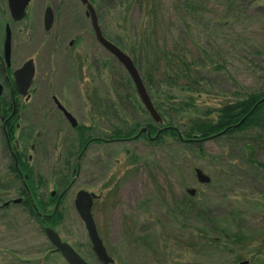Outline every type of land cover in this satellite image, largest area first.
<instances>
[{"label":"rangeland","instance_id":"rangeland-1","mask_svg":"<svg viewBox=\"0 0 264 264\" xmlns=\"http://www.w3.org/2000/svg\"><path fill=\"white\" fill-rule=\"evenodd\" d=\"M45 1L33 0L27 10L28 17L33 19L19 23L12 21L9 9L0 10V55H4L6 26H10L14 55L11 77L29 58L34 60L37 71L32 85L35 93L29 102L22 101L27 113L20 121L21 131H16V134L33 137L34 140L27 143V147L22 144L20 150H26L35 173L46 176L44 193L51 196L52 192L60 190L56 175L61 177L64 164L72 159L70 152L74 145L77 147L75 140L78 132L73 131L60 115L61 118L56 117L54 123L57 125L63 122L60 124L63 132L58 136L53 134L49 146V120L39 110L42 103L52 106L55 105L53 97L58 98L78 120L79 125L91 127L93 134L102 138L114 126L143 125L150 116L142 104L134 105L126 97L133 92L126 80L129 75L96 41L91 21L86 18L87 10L80 0H49V7L56 11V20L49 32L45 31L42 23ZM90 1L99 16L106 38L120 43V47L128 53V49L139 39L137 31L144 24L138 7L133 5V11L128 12L129 2L120 6L118 0ZM214 2L210 4V9L223 13L220 1L217 5ZM166 15V21L173 18L169 12ZM250 15L255 16L253 11ZM34 19H37L35 24L30 22ZM262 20L258 24L254 17L245 20L235 31L228 28L221 31L213 29L204 36L213 37V45L220 43L224 37L230 38L227 33L251 38L256 35L250 34L263 29ZM187 23L193 27V34L195 31L198 35L203 33L194 20H188ZM175 28L169 25L166 29L168 32L162 30V43L167 35L164 43L171 44V32L176 38L181 34L189 49L196 52L190 33L184 35L186 28L182 25ZM256 37L264 40L263 36ZM73 40L75 44L70 45ZM228 69L235 75L240 86L250 91L264 88V83L256 79V70L245 66L238 59H231ZM149 70L146 60L142 66L139 65L142 76ZM150 73L156 76L153 70ZM158 77H155L153 89L150 88L154 100L165 99L164 92L160 96L155 93L159 88H164L156 86L161 84ZM225 87L229 88L231 94L238 91V88L223 78L215 84L210 95H204L197 103L218 107L226 101L221 94ZM9 90L5 88L4 91L7 100L10 99ZM169 91L177 93L176 89ZM120 100L125 101L124 108L120 117H114L109 109ZM104 105L110 107L106 113ZM163 105L166 106L165 103ZM169 110L174 118L179 121L181 119L180 123L190 122L191 116L180 118L176 111H171V108ZM39 137H42L44 143L42 149L37 144L41 139ZM247 140L243 136L219 139L206 143L200 150L196 147L190 149L173 140V143L170 140L171 143L164 146L151 145L144 139L112 146L94 144L80 162L81 171L65 198L63 210L66 221L55 230L63 241L85 255L90 264H101L93 253L87 230L74 206L77 193L87 191L102 196L95 202L93 214L99 234L115 264H236L238 257L242 258L239 264L244 261L264 264V170L244 161V155L245 158L247 155L239 142ZM257 157L264 163V155ZM9 162L0 127V170L5 169ZM197 169L210 177V186L199 183L195 172ZM189 190L195 191V194L189 195ZM181 202H186L187 206L188 203L192 204L195 210L204 207L212 218L225 224L227 229L236 231L237 227L239 231L245 232L244 242L230 246L228 250L209 249L211 252L206 254L202 250L209 244L202 241L203 238L209 235V238L213 237L222 246L224 241L220 239L219 233H213L208 218L195 217L192 210L190 214L187 212L188 209L181 216L176 210ZM224 220L228 222L224 223ZM29 234L32 237L29 246L25 243L15 248L18 256L29 257L31 264H67L46 235L39 236L35 228ZM146 237L148 239L145 242L150 245L143 247V242L139 240L138 243V239ZM47 254L49 261L42 259ZM16 258L17 255L0 257V264H17L20 260Z\"/></svg>","mask_w":264,"mask_h":264},{"label":"trees","instance_id":"trees-1","mask_svg":"<svg viewBox=\"0 0 264 264\" xmlns=\"http://www.w3.org/2000/svg\"><path fill=\"white\" fill-rule=\"evenodd\" d=\"M118 1L120 6L125 5V2H129L128 12L133 11V5H136L144 24L137 31L139 39L132 44L131 49H128V53L120 47V43L111 39L110 41L133 59L138 70L139 65L142 66V62L146 60L147 67L151 71L153 70L156 76L160 77H158V81L161 84L156 86L164 88H159L155 93L160 96L164 92L165 99L154 100L150 88L153 89L156 76L150 73V70L147 74L145 72L143 76L141 75L153 104L162 118V122L158 124L150 117L143 125L138 124L132 127L114 126L109 134L103 136L104 138L95 136L96 134H93L91 127L80 125L77 129L78 137L75 140L77 147L74 145L73 151L70 152L72 159L67 160L64 164L61 177L56 175L60 190L57 191L55 196H47L44 193L46 176L35 173V169L31 165V159L27 157L26 150H20L22 144H26L27 147V143H31L34 139L32 136L24 134L21 136L16 135V126L23 120V117L22 119H18L16 116L9 118L12 113H15L16 105L8 101L5 98V93H3L0 96V122H2L0 127L5 153L9 156L10 162L5 169L0 170V192L4 194L0 196V246L2 248L0 249V257L17 255L16 260H20L17 264H31V259L27 256H18L19 253L15 251V248L24 246L25 243L29 246L32 238L29 232L34 228L35 232L41 236V234H46L45 229L47 227L58 229L65 223L66 216L63 205L67 194L71 190L70 179L74 180L81 171L80 160L82 159L80 155L82 154V158H84L88 151L86 150V153L83 154L84 145L112 146L125 141L129 142L137 136L135 141L144 139L151 145L164 146L171 143L170 140H173L180 145L188 146L190 149L196 147L200 150L203 145L211 141L243 136L248 139L239 142L247 155V158L244 155V161L264 170V163L257 157L264 155V88L250 91L240 86L235 75L228 69V62L231 59H238L245 63V66H249L250 69L254 68L256 79L259 78L264 83V40H259L256 37L263 36L264 38V27L261 32L250 34L256 35L251 36V38L227 33L230 38H222L217 45L212 44L213 37L204 36L213 29L221 31L223 28H228V30L235 31L245 20L254 17L257 18L256 22L258 24L261 23L260 21L264 19V0ZM212 1H215L216 5L219 1L221 2H219V5L223 6V13L216 11V9H210ZM251 11L255 16L250 15ZM166 12H169L173 17L169 21L165 19ZM188 20H194L197 23L196 25L201 27L203 33L198 35L195 31L193 34V27L187 23ZM168 24L176 28L180 25L185 27L187 31L184 32V35L190 33L196 52L189 49L181 34L179 38H176L173 37L171 32V44L164 43L167 40V35L162 43V30L168 32L166 31L169 27ZM140 33L141 36H139ZM204 39L206 43H204ZM9 73H11L10 70ZM223 78H226L231 86L238 88V91L231 94L229 88L225 87L221 94L226 101L221 102L218 107H209L197 103L204 95H210L215 84ZM126 80L133 91L131 95L128 94L126 97L132 100L134 105L142 104L133 81L130 77H127ZM164 89L168 92L163 91ZM171 89H176L177 93L169 91ZM123 103L125 101L120 100V102L114 103L111 108L109 105H104L106 107L104 112H108L107 109L110 108L109 110L114 117H120L124 108ZM164 103L166 104L165 107ZM116 105H118V108L114 109ZM169 108H171V111H176V115L180 118L191 116L190 122L188 124L180 123L181 119L179 121V119L174 118ZM146 113L148 114L147 111ZM7 119H9L8 122H6ZM143 128H147L148 132L140 134ZM39 138L41 139L37 144L42 149L44 143L41 141L42 137ZM168 139L170 140L168 141ZM210 185L211 183L207 184V186ZM18 199H21V202L14 203ZM6 203H9V205H6ZM177 209L181 216L185 215V210L188 209L187 212L190 214L192 210L195 217H206V220L208 218L207 222L213 229V233L220 234V239L224 241L223 246L216 240L214 241L213 237L209 238V235L202 239V241L209 244L202 250L206 254L211 252L209 249L215 248L214 250L217 251L219 248H223L228 250L230 246L240 245L245 240V232L239 231L237 227L236 231L230 228L227 229L225 224L223 225L212 218L209 211H205L204 207L195 210L192 204L188 203L187 206L186 202H181L177 205ZM227 220L226 222L224 220V223H227ZM231 223L235 226L233 220H231ZM147 239L148 237L138 239V243L141 240L143 242L142 246L148 247L150 244L145 242ZM73 247L87 260L85 255L75 246ZM42 259L49 261V254ZM241 259V257H238L236 264H239Z\"/></svg>","mask_w":264,"mask_h":264},{"label":"water","instance_id":"water-1","mask_svg":"<svg viewBox=\"0 0 264 264\" xmlns=\"http://www.w3.org/2000/svg\"><path fill=\"white\" fill-rule=\"evenodd\" d=\"M31 0H9V11L11 18L14 22L22 21L26 16V9ZM82 4L87 5V17L91 21L92 30L95 35L96 41L103 47L109 54H111L126 70L129 77L133 81L137 95L143 104L145 110L148 112L152 120L158 124L162 122V118L156 110L153 101L149 95L148 89L144 84L142 76L135 65L133 59L118 47L113 42L106 39L104 36L98 14L89 0H80ZM54 11L51 7L46 12L45 16V30L51 31L54 25ZM11 39L12 32L11 27L7 26L6 29V41H5V60L8 66L11 62ZM14 80L17 85V90L20 96L28 97L29 90L32 86L35 77V64L32 59L27 61L21 68L17 69L14 74ZM3 93V86L0 82V96ZM55 102L59 109L63 112L65 118L69 121L73 128L78 126V122L75 117L67 111V109L55 98ZM148 132L147 128L140 131V134ZM197 179L201 184H209L211 179L203 173L200 169L196 170ZM191 195L195 194V191H189ZM55 195V193H53ZM97 196L87 191H80L75 197L74 206L75 209L85 225L88 233V237L92 244V249L95 256L102 264H113L114 260L109 256L106 247L99 235L97 225L93 216V206ZM21 202V199L15 200L14 203ZM9 205V203H6ZM46 236L56 252H59L68 264H90L88 263L71 245L62 241L60 235L53 228L45 229ZM241 264H249L248 262H242Z\"/></svg>","mask_w":264,"mask_h":264},{"label":"flooded vegetation","instance_id":"flooded-vegetation-1","mask_svg":"<svg viewBox=\"0 0 264 264\" xmlns=\"http://www.w3.org/2000/svg\"><path fill=\"white\" fill-rule=\"evenodd\" d=\"M32 3H33V0L30 1L29 5L27 7V10L30 9ZM89 3L92 4L90 0H89ZM82 6L87 10V5L82 4ZM51 8L53 9V7H51ZM1 9H9V0H0V10ZM48 9H49V0L45 1V10L43 12V22H42L43 25H45V16H46V12H47ZM53 10H54V17H55L54 22H55V20H56V11H55V8ZM86 18L89 19V17H87V14H86ZM27 19L32 20L33 18H29L28 15H27V13H26L25 18L22 21L27 20ZM30 22H34V24H35L37 22V19L36 20L34 19L33 21H30ZM32 28H29V29H32ZM44 29H45V27H44ZM104 36H105V34H104ZM73 44H75V40H73L70 43V45H73ZM13 58H14V55H13V52H12V39H11V62H10V66L7 65L6 60H5V56L4 55L3 56L0 55V77L2 78V80H0V81H2L1 84L3 86V93L5 91V88L6 89H10L9 90L10 91V93H9L10 99L8 101H10L11 103H13V104L16 105V111H15V113H12L9 118H13V117L16 116L18 119H22V117L27 113V112L25 113V110L23 109L22 101L29 102L31 100V98H32V94H34L35 91H32V86H31V88L29 90V93H28V97H22V96H20L18 94L17 85L14 82V79L11 77V73H9V70L11 71L12 66L14 65ZM29 60H30V58H29ZM29 60H27V61H29ZM26 62H24V63H26ZM24 63H22L20 65V67H18V69L21 68L24 65ZM34 64H35V62H34ZM36 73H37V71H36V67H35V76H36ZM34 79H35V77H34ZM32 85H33V83H32ZM55 98L56 97H53V102H54L55 105H52L51 106V104H49V103H46V104H43L42 103V105H40V107H39V110L41 112H44L43 113V116L46 119L49 120V146L51 145L53 134L56 135V136H58L61 132H63V126L60 125L63 122L60 123V124L58 123L57 125H55V123H54V119L56 117L57 118H61L60 115H62V117L64 118V120L71 126V124L69 123V121L65 118L63 112L59 109L58 105L56 104ZM58 101L66 108V106L59 99H58ZM8 121H9V119H7L6 122H8ZM79 126L80 125L78 123V126L76 128H73L72 126L71 127H72L73 131L78 132L77 129H78ZM16 131H21V124L20 123L17 124ZM39 136H41V135H39ZM135 139H137V136L134 137V138H132L131 141L133 142ZM131 141H129V142H131ZM123 143H127V141H125ZM90 146H91V144H88V145H84L83 146V149H82L83 154L86 153L85 152L86 150H89ZM80 158L83 160L82 154L80 155ZM82 160H80V161H82ZM97 197L98 198H97L96 201H98L102 196L101 195H97Z\"/></svg>","mask_w":264,"mask_h":264}]
</instances>
